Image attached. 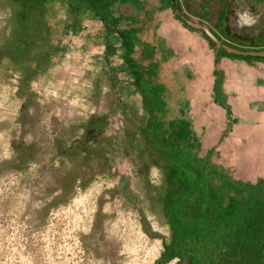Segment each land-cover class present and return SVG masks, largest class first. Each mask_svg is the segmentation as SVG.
<instances>
[{"label": "rangeland", "instance_id": "rangeland-1", "mask_svg": "<svg viewBox=\"0 0 264 264\" xmlns=\"http://www.w3.org/2000/svg\"><path fill=\"white\" fill-rule=\"evenodd\" d=\"M5 15L0 8V28ZM48 21L63 50L27 91H18L15 74L0 71V264H153L167 227L148 189L159 173L142 169L140 97L119 58L104 55L97 17L64 30L67 9L54 3ZM173 95L169 116L177 114ZM91 115H104L105 126L81 147ZM198 127L191 125L199 154L219 163L206 126Z\"/></svg>", "mask_w": 264, "mask_h": 264}, {"label": "trees", "instance_id": "trees-1", "mask_svg": "<svg viewBox=\"0 0 264 264\" xmlns=\"http://www.w3.org/2000/svg\"><path fill=\"white\" fill-rule=\"evenodd\" d=\"M115 1L0 0V8L6 10L0 28V71L4 76L8 70L15 74L18 91L26 92L27 84L49 68L52 58L63 50L53 41L48 21L54 3L67 9L69 23L64 30L76 32L82 18L97 17L103 25L104 55L115 54L119 43L123 49L119 69L140 96L137 133L142 169L145 172L153 166L159 173L158 182L148 184V189L160 208L167 235L153 264L173 258L175 264H264L263 178H236L212 160L209 152L199 154L189 120L179 111L168 115L166 87L156 79L157 64L146 66L131 57L135 44L142 48L145 44L132 31L119 29L118 17L112 12ZM104 126V115L89 116L83 122L79 146L93 141Z\"/></svg>", "mask_w": 264, "mask_h": 264}, {"label": "crops", "instance_id": "crops-1", "mask_svg": "<svg viewBox=\"0 0 264 264\" xmlns=\"http://www.w3.org/2000/svg\"><path fill=\"white\" fill-rule=\"evenodd\" d=\"M112 12L119 29L132 31L145 44V48L135 44L131 57L146 66L156 63V79L166 87V95L174 94L177 112L192 126H206L204 135L215 142L212 148L221 157L219 164L228 171L253 173H238L241 179L262 178L264 56L248 59L220 54L202 30L185 21L203 24L228 45L261 50L264 36L249 34L240 39L234 28H245V34L247 28L259 24L264 0H116ZM116 46L121 62L123 49L119 43ZM155 248L150 247L148 254H154Z\"/></svg>", "mask_w": 264, "mask_h": 264}, {"label": "water", "instance_id": "water-1", "mask_svg": "<svg viewBox=\"0 0 264 264\" xmlns=\"http://www.w3.org/2000/svg\"><path fill=\"white\" fill-rule=\"evenodd\" d=\"M186 24H188L189 26L193 27V28H196V29H200L203 31V33L205 34V36L208 37V39L213 42L214 46L216 48H220L222 50H224L225 52L227 53H231V54H236V55H241V56H259V57H262L264 56V49H261V50H244V49H239V48H236V47H233V46H230L224 42H221L218 37L216 35H214L206 26H204L203 24H200L198 22H193V21H190V20H186L185 21ZM259 24H256V26H253L252 28H247L246 31H245V34L242 33V30H244L245 28H242V27H239V28H234V30L241 36H244V35H249L251 34L255 28H258V27H262L263 29V25L262 24L264 22V15H261L259 17V20H258ZM261 24V25H260ZM262 29H260L259 31H257L256 33L258 32H261Z\"/></svg>", "mask_w": 264, "mask_h": 264}, {"label": "flooded vegetation", "instance_id": "flooded-vegetation-1", "mask_svg": "<svg viewBox=\"0 0 264 264\" xmlns=\"http://www.w3.org/2000/svg\"><path fill=\"white\" fill-rule=\"evenodd\" d=\"M262 24H264V22L262 23ZM261 29H262V27H261ZM257 31H259L258 30V28H255L254 29V31L251 33V35H256L257 37H260V36H264V25H263V29H262V31L261 32H258V33H256ZM256 33V34H255ZM240 39H245L247 36H238Z\"/></svg>", "mask_w": 264, "mask_h": 264}]
</instances>
